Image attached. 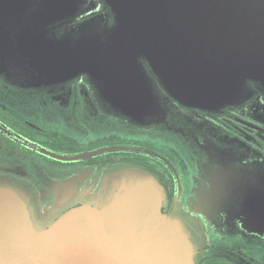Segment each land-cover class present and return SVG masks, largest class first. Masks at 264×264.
<instances>
[{
  "label": "flooded vegetation",
  "instance_id": "flooded-vegetation-1",
  "mask_svg": "<svg viewBox=\"0 0 264 264\" xmlns=\"http://www.w3.org/2000/svg\"><path fill=\"white\" fill-rule=\"evenodd\" d=\"M64 2L36 16L34 0H0V188L46 229L94 208L114 173H146L164 190L162 214L186 229L195 264H264V94L250 84L239 105L189 109L143 63L151 93L134 85L124 93L140 94L120 98L122 87L93 81L96 39L79 36L91 22L95 33L112 27L109 10Z\"/></svg>",
  "mask_w": 264,
  "mask_h": 264
},
{
  "label": "water",
  "instance_id": "water-1",
  "mask_svg": "<svg viewBox=\"0 0 264 264\" xmlns=\"http://www.w3.org/2000/svg\"><path fill=\"white\" fill-rule=\"evenodd\" d=\"M100 1L112 27L95 33L91 22L79 36L96 39L101 57L92 79L122 87L114 95L140 94L124 93L134 85L151 93L143 63L168 96L189 109L239 105L250 84L264 94V0ZM64 5L34 0L35 15ZM102 94L108 101L110 93ZM164 200L150 175L121 171L106 179L94 208L72 210L37 229L21 198L0 188V264H195L182 222L161 212Z\"/></svg>",
  "mask_w": 264,
  "mask_h": 264
},
{
  "label": "rangeland",
  "instance_id": "rangeland-1",
  "mask_svg": "<svg viewBox=\"0 0 264 264\" xmlns=\"http://www.w3.org/2000/svg\"><path fill=\"white\" fill-rule=\"evenodd\" d=\"M87 27L88 26L84 27V29H88ZM95 47L97 48L96 49L97 51H100V47H99L98 44H96ZM100 57H101L100 53L95 52V56L93 57L94 58V61H95L94 64H96V65L98 64V61H99Z\"/></svg>",
  "mask_w": 264,
  "mask_h": 264
}]
</instances>
